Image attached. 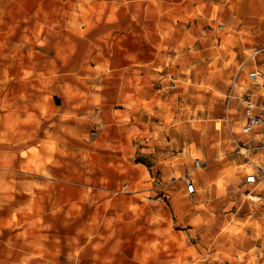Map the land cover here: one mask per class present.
I'll return each instance as SVG.
<instances>
[{
    "label": "clouds",
    "instance_id": "clouds-1",
    "mask_svg": "<svg viewBox=\"0 0 264 264\" xmlns=\"http://www.w3.org/2000/svg\"><path fill=\"white\" fill-rule=\"evenodd\" d=\"M0 264H264V0H0Z\"/></svg>",
    "mask_w": 264,
    "mask_h": 264
},
{
    "label": "rangeland",
    "instance_id": "rangeland-1",
    "mask_svg": "<svg viewBox=\"0 0 264 264\" xmlns=\"http://www.w3.org/2000/svg\"><path fill=\"white\" fill-rule=\"evenodd\" d=\"M23 8V5L20 3H17L14 5V11L11 13L12 18H16L21 14V9Z\"/></svg>",
    "mask_w": 264,
    "mask_h": 264
}]
</instances>
